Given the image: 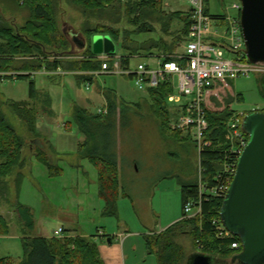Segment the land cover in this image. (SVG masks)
Here are the masks:
<instances>
[{
  "label": "trees",
  "instance_id": "trees-1",
  "mask_svg": "<svg viewBox=\"0 0 264 264\" xmlns=\"http://www.w3.org/2000/svg\"><path fill=\"white\" fill-rule=\"evenodd\" d=\"M15 1L22 2L24 7L29 9L30 15L22 26L15 28L5 23V18L0 12V80L11 77L30 78L33 73L44 68L52 76H56L55 72L62 71L75 75L79 84L82 82L93 84L96 78L94 73L102 68V60L91 47L95 35L111 36L115 43L121 44L125 52L130 54L152 48H157L163 53H174L178 41L187 39L192 22L191 10L166 12L163 10L162 0H66L81 9L86 17L78 32L86 39L87 46L80 54V58H69L75 55L70 52L73 44L67 33L59 26L57 18L62 0ZM205 2L206 13L211 14L209 0ZM147 12L154 13L157 16L156 20L158 15L161 17L163 22L160 30L163 35L160 40L139 42L133 38L135 35L157 29L149 21ZM212 16L222 19L225 15ZM123 18H127V24L131 29L121 30L117 26L123 22ZM222 22L225 24V21ZM165 35H170L172 41H166ZM215 43L221 44L218 40ZM18 56H24L20 65L16 62ZM122 63L123 65L130 63L127 54L122 57ZM15 71L22 73L17 75L11 73ZM231 82V79L222 80L207 90L205 103L209 121L207 138L213 140L214 145L199 155V161L203 169L201 176L203 182L208 184L206 186L208 191L201 192L200 177L195 182L181 181L182 218L164 231L146 236L147 249L149 253L157 256L159 264H188V255L179 241L183 235H189L192 239L197 248L194 252L205 253L225 261L242 250V246L239 251L231 248L233 242L242 245L239 236L218 237L213 219H219L224 198L209 193V190L218 184L215 180L217 173L224 169L225 162L230 158L228 122L234 113L231 105L235 99H242L241 94L231 91ZM226 90L228 94L222 97L221 92ZM171 92L173 88L167 84L148 90L161 130L166 137L176 141H191L188 135L171 128V111L167 104V97ZM103 94L107 101V113H92L88 108L75 106L73 119L84 135V140L79 143V155L87 158L98 169L99 195L105 202L103 215L118 216L122 185L115 137L119 127L123 129L129 126L131 117L142 104H128L112 89H104ZM41 100L44 101L43 107L40 106ZM51 105L50 97L38 93L34 81L30 83L29 101L0 99V201L7 202L10 199L11 191L7 178L16 168L24 165L26 153V143L8 119L4 108H10L37 138L44 135L38 128L40 112H47L52 116L54 111ZM66 126L69 127V124L66 123ZM38 149L36 157L48 167L50 174H59L60 168L53 162L44 146L38 145ZM194 149L198 150L196 143ZM24 176L19 172L16 179L15 205L16 218L23 235L24 257L21 260L2 258L0 264H105L93 237L81 234L73 236L66 232L61 237L34 236L29 233L35 227V220L32 209L19 200ZM191 200L200 204L202 209L200 214L187 216L184 208ZM9 223L10 221L0 214V236L10 234Z\"/></svg>",
  "mask_w": 264,
  "mask_h": 264
},
{
  "label": "rangeland",
  "instance_id": "rangeland-1",
  "mask_svg": "<svg viewBox=\"0 0 264 264\" xmlns=\"http://www.w3.org/2000/svg\"><path fill=\"white\" fill-rule=\"evenodd\" d=\"M162 1L163 10L166 12H187L191 9L188 0ZM239 1L209 0L208 7L211 15L229 14L236 18L240 16V11L234 9L232 5ZM0 12L5 18V23L15 28L22 26L30 15L29 9L24 7L22 2L18 3L15 0H0ZM146 14L157 29L143 32L133 38L139 42L160 40L163 35L160 30L163 22L161 17L158 15L156 20L157 16L154 13ZM57 18L59 26L67 34L81 30L86 19L81 9L66 0L60 3ZM117 26L121 30L131 29L127 24V18H123V22ZM93 38L91 47L94 52ZM165 39L168 42L172 41L170 35H165ZM184 41H178L174 53L181 51ZM160 53L163 52L157 48L141 50L135 53L136 56H132L130 66L134 69L141 62L153 64V59ZM78 54L66 57L80 58L81 55ZM126 54L133 55L126 53L121 44L116 43L115 55L123 57ZM17 60L20 65L24 56H18ZM263 79L264 75L257 73L232 79L231 91L242 95L241 100L235 99L231 105L235 112L264 111ZM31 81H34L38 93L50 97L54 114L50 116L47 112H40L38 128L44 135L36 138L10 108H4L8 119L26 143V153L24 165L16 168L7 178L11 191L10 199L7 202L0 201V214L10 221V234L0 236V259L11 257L21 260L24 257L23 235L15 212L16 179L19 172L25 175L20 187L19 200L32 209L35 220L34 229L28 231L31 235H55V230L63 226L90 235L96 234L98 229L106 231L116 228L118 219H112L111 216L102 213L104 200L99 195L97 167L79 155V143L84 140V136L73 119L75 106L86 107L92 113H97L105 106L99 92L101 89L114 90L120 99L128 104H142L131 117L129 126L123 129L119 127L117 138L115 137L122 192L126 194L120 197L122 211L125 215L131 213L134 216L135 213L138 220V215L143 216L146 212L151 214L150 218L155 219L161 214L164 220L175 218L177 214L182 215L181 181L195 182L200 177L198 150L194 149L195 142L192 139L194 143L186 139L179 142L163 134L151 105L148 90L139 89L126 75L101 72L96 76L95 82L88 85L85 82L79 84L73 74L52 76L42 68L30 78L11 77L0 80V99L29 101ZM177 85L178 82L174 94L179 93ZM227 94L226 90L220 95L226 97ZM42 103L43 100L41 107ZM34 138L36 140L31 142ZM38 145H43L53 162L58 165L59 174L51 175L48 167L36 157ZM164 222L166 221H163V224ZM179 241L188 255V262H191V257L197 253L194 252L197 250L196 246L189 235L181 236ZM212 264L227 262L212 257Z\"/></svg>",
  "mask_w": 264,
  "mask_h": 264
},
{
  "label": "built area",
  "instance_id": "built-area-1",
  "mask_svg": "<svg viewBox=\"0 0 264 264\" xmlns=\"http://www.w3.org/2000/svg\"><path fill=\"white\" fill-rule=\"evenodd\" d=\"M188 1L191 3L192 22L180 52L160 53L153 59V64L141 62L134 69L130 63L123 65L122 57L115 54L98 55L102 60V68L94 74L97 76L104 72L126 75L142 90L156 88L162 84L171 86L173 92L167 97L171 111V128L188 135L196 143L198 154L201 155L206 148H213L214 145L213 140L207 138V90L222 80L248 77L255 73L264 75V64L254 63L248 58L240 16L233 18L225 14L222 19H216L206 13L205 0ZM232 6L241 11L242 2H235ZM222 21H225V24ZM216 40L221 44H216ZM136 55H128L130 61L132 56ZM177 82L179 93L174 94ZM107 111L105 106L98 112ZM246 114L247 112L234 111L228 122L230 158L225 162L224 169L217 173L215 180L218 184L209 190L211 195L225 198L228 193L239 157L249 142V135L243 128ZM202 171L200 166L201 192L204 193L208 191V184L203 182ZM184 209L187 216L202 212L200 204L193 200L188 201ZM213 224L217 227L218 237L234 236L222 224L220 217L213 219ZM64 231L63 227L56 229L55 236H64ZM241 246L239 242L231 243V248L236 251H239Z\"/></svg>",
  "mask_w": 264,
  "mask_h": 264
},
{
  "label": "water",
  "instance_id": "water-1",
  "mask_svg": "<svg viewBox=\"0 0 264 264\" xmlns=\"http://www.w3.org/2000/svg\"><path fill=\"white\" fill-rule=\"evenodd\" d=\"M240 1V24L248 58L264 64V0ZM67 35L73 44L71 54L82 53L87 46L86 39L79 32ZM93 47L97 55H113L116 51V43L109 35H95ZM243 128L249 135V142L239 157L220 211L222 224L240 237L242 250L226 262L264 264V111L247 113ZM190 260L188 264H212V256L201 252Z\"/></svg>",
  "mask_w": 264,
  "mask_h": 264
},
{
  "label": "crops",
  "instance_id": "crops-1",
  "mask_svg": "<svg viewBox=\"0 0 264 264\" xmlns=\"http://www.w3.org/2000/svg\"><path fill=\"white\" fill-rule=\"evenodd\" d=\"M54 75L62 76L67 74H65L62 71H59L57 73L55 72ZM103 90L104 89H101L99 92L104 99L105 106H107V101L103 94ZM119 171H120V166H119ZM120 180H121V171H120ZM163 183L164 182H161V184ZM121 196H126V194L122 192ZM118 206H119V215L116 217L115 216L110 217L112 219L113 218L118 219L116 228H112L111 230L108 229L106 231H104L103 229L102 230L98 229L97 233L94 235L85 234L84 232L75 231L74 229H68L65 226H63V228L66 231V233L73 236L81 234L85 237H89V238L93 237V239L97 242L99 246L105 264H159L157 256L155 254L149 253L147 249L146 236L151 233H160L164 231L165 229L173 225L175 222L180 220L182 218V215L179 216L177 214L175 218H170V220H164L161 214L157 215V219H155L154 217L150 218L151 214L149 212H146L143 216H139L137 214L140 220L139 221L135 213L134 216L131 215V213L130 215L128 214L129 216L124 214L121 208L120 199L118 202ZM104 208H105V202L102 211H104ZM163 221L166 222H164L163 224ZM172 222L174 223L171 224ZM34 236H39V235H34ZM44 236L51 237L54 235H44ZM109 238L111 239V242H108Z\"/></svg>",
  "mask_w": 264,
  "mask_h": 264
}]
</instances>
